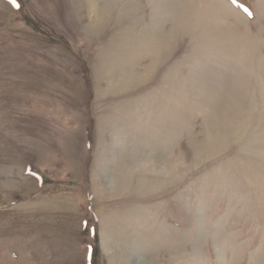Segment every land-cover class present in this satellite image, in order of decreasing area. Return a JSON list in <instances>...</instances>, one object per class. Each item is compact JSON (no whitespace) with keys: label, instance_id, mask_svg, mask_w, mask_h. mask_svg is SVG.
<instances>
[{"label":"rangeland","instance_id":"rangeland-1","mask_svg":"<svg viewBox=\"0 0 264 264\" xmlns=\"http://www.w3.org/2000/svg\"><path fill=\"white\" fill-rule=\"evenodd\" d=\"M184 1L0 0V264H264V0Z\"/></svg>","mask_w":264,"mask_h":264},{"label":"snow or ice","instance_id":"snow-or-ice-1","mask_svg":"<svg viewBox=\"0 0 264 264\" xmlns=\"http://www.w3.org/2000/svg\"><path fill=\"white\" fill-rule=\"evenodd\" d=\"M233 2H235V0H233ZM12 3H13L15 6L19 7V5L16 3V0H12ZM249 15H251V13H249Z\"/></svg>","mask_w":264,"mask_h":264},{"label":"bare ground","instance_id":"bare-ground-1","mask_svg":"<svg viewBox=\"0 0 264 264\" xmlns=\"http://www.w3.org/2000/svg\"><path fill=\"white\" fill-rule=\"evenodd\" d=\"M180 1H184V0H180ZM189 2H190L189 0H185L184 3L182 4L187 5Z\"/></svg>","mask_w":264,"mask_h":264}]
</instances>
